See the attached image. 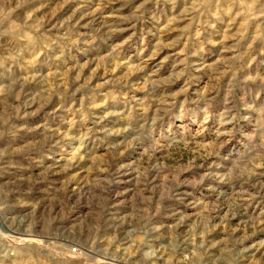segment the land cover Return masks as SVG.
I'll list each match as a JSON object with an SVG mask.
<instances>
[{"label":"rangeland","instance_id":"rangeland-1","mask_svg":"<svg viewBox=\"0 0 264 264\" xmlns=\"http://www.w3.org/2000/svg\"><path fill=\"white\" fill-rule=\"evenodd\" d=\"M0 264H264V0H0Z\"/></svg>","mask_w":264,"mask_h":264},{"label":"built area","instance_id":"built-area-1","mask_svg":"<svg viewBox=\"0 0 264 264\" xmlns=\"http://www.w3.org/2000/svg\"><path fill=\"white\" fill-rule=\"evenodd\" d=\"M73 252H77V249L75 248V249H73Z\"/></svg>","mask_w":264,"mask_h":264}]
</instances>
